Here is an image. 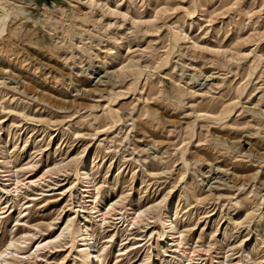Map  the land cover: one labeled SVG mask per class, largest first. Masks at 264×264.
Masks as SVG:
<instances>
[{
  "label": "rangeland",
  "instance_id": "374dc122",
  "mask_svg": "<svg viewBox=\"0 0 264 264\" xmlns=\"http://www.w3.org/2000/svg\"><path fill=\"white\" fill-rule=\"evenodd\" d=\"M71 2L0 0V264H264V0Z\"/></svg>",
  "mask_w": 264,
  "mask_h": 264
},
{
  "label": "bare ground",
  "instance_id": "6f19581e",
  "mask_svg": "<svg viewBox=\"0 0 264 264\" xmlns=\"http://www.w3.org/2000/svg\"><path fill=\"white\" fill-rule=\"evenodd\" d=\"M64 1V0H63ZM66 2H68V3H72L71 2V0H65ZM4 6H7L6 5V3L5 4H2V3H0V9H4V8H2V7H4ZM46 12H49L48 10H46ZM5 14L3 15V16H0V19L2 18V17H4V18H6V20L8 19L9 20V18L11 17V15L10 14H8V12H4ZM69 19H76L74 16H72V15H68L67 16ZM77 17H80L79 16V14L77 15ZM80 20V19H79ZM85 20V19H84ZM13 21H15V19L13 20ZM81 21H83L82 19H81ZM2 22H0V27L2 26V24H1ZM48 23L47 22H44L43 24H42V26H43V29L45 30V33L47 32L48 33V31H50V28H48ZM51 25V24H50ZM1 29V28H0ZM19 28H17V29H15V30H18ZM40 29V28H39ZM37 35V34H36ZM49 36V35H48ZM53 36V35H52ZM50 37V36H49ZM131 42H135V40H130V43ZM31 44L32 45H34L35 47H39L40 45L38 44V43H35V42H33V41H31ZM41 47V46H40ZM44 48H46V46H44ZM49 49V48H48ZM115 74H117L116 72H115ZM143 73H140V75H142ZM175 90H174V92H173V94H174V100L173 101H171L170 103L171 104H176L177 102H179L180 104H182L181 103V101L183 100V99H185V98H187L188 96H190L191 98H194V95L191 93V92H189L188 91V89H185L184 87L182 88V89H184V95H182L181 94V92H180V90H177L178 89V85L177 84H175ZM248 111H251L252 112V110L251 109H248ZM254 116L255 117H258V120H260V121H262L263 120V115L262 116H258V114H254ZM80 172H81V174L83 175V176H85V173L87 172L86 171V169L85 168H81L80 169ZM83 179V178H82ZM88 181V180H87ZM90 184V183H89ZM88 188V187H87ZM92 191V190H91ZM90 194V193H89ZM94 195V194H93ZM89 196V195H88ZM95 199V198H94ZM170 203V202H169ZM168 208V206L166 207V209ZM173 212V211H172ZM172 215V214H171ZM171 215H170V212H169V209L168 210H165V212H164V218H163V221H162V225L168 230V232H169V234L171 235V236H173L174 234H173V230H174V227H173V221H172V217H171ZM81 224H82V222H81ZM67 231V230H66ZM84 231V230H83ZM82 240H81V247H82V249H83V264H96V259L98 258V256H97V253H96V251H95V246L93 245V243H92V237L90 236V234H87V233H83V235H82ZM11 242V241H10ZM17 242V241H16ZM19 242V241H18ZM94 242V241H93ZM15 243H14V241L13 242H11L9 245H8V247H7V249H5L3 252H0V263H4V258L8 255V251L9 250H11L12 248H15ZM96 248H98V247H96ZM100 250V249H99ZM100 260V259H99ZM148 260V259H147ZM6 264V263H5Z\"/></svg>",
  "mask_w": 264,
  "mask_h": 264
},
{
  "label": "water",
  "instance_id": "95a60500",
  "mask_svg": "<svg viewBox=\"0 0 264 264\" xmlns=\"http://www.w3.org/2000/svg\"><path fill=\"white\" fill-rule=\"evenodd\" d=\"M28 1L37 2V0H28Z\"/></svg>",
  "mask_w": 264,
  "mask_h": 264
}]
</instances>
